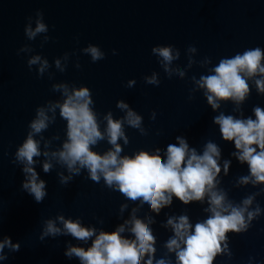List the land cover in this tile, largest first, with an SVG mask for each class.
<instances>
[{"label": "water", "instance_id": "95a60500", "mask_svg": "<svg viewBox=\"0 0 264 264\" xmlns=\"http://www.w3.org/2000/svg\"><path fill=\"white\" fill-rule=\"evenodd\" d=\"M37 10L43 11L49 25L48 35L52 39L47 43H43L42 35L34 41L25 35L27 18L35 17ZM89 43L101 47L106 58L93 63L90 56L79 51ZM168 44L181 50V57L173 67L182 68L187 64L185 50L190 44L198 49L197 61L207 56L213 65L221 57H230L245 48H264V0H0V240L10 237L13 244H20L18 252H9L5 247L8 259L0 264H80L78 259L65 256L67 245L87 248L91 241L84 244L63 235L40 239L43 221L58 214L66 219L80 218L86 227L114 231L130 218L133 208H138V218L155 219L150 228L156 237L158 259L166 252L164 243L173 235L171 228L162 226L169 215L187 214L193 224L209 215L203 211L208 206L206 200L185 205L175 197L170 206L157 214L147 204L141 206L139 201L126 200L118 191L107 188L103 180L95 183L86 179L87 172L62 185L58 173H68L55 161L53 170L44 173L43 156L34 158L35 168L40 179L46 181L48 195L42 203H36L22 190L25 176L23 166L14 162L15 152L27 136L36 108L60 98L59 93L51 90L54 83L88 86L100 114L112 111L115 118H120L124 113L116 104L123 99L143 117L148 134L141 135L139 130L126 126L130 142L122 154L159 148L164 155L167 145L177 143L178 136L202 153L204 144L211 140L221 148V172L217 179L229 199L239 202L247 194L264 188V184L236 186L237 177L248 174V167L232 156L236 151L234 142L222 139L213 117L220 112L237 117L240 113L233 112L235 106L231 101H222L221 107L213 110L202 90L191 92L195 87L191 77L207 73L198 64L187 70L184 79L175 75L169 79L151 51L156 45ZM25 45L33 51L18 55ZM113 49L117 55H113ZM65 52L77 55L71 57L66 72L60 73L54 60ZM33 55L48 59L53 65L49 72L55 74L54 80H49V72L39 78L36 66L29 70L27 60ZM77 56L79 69L75 67ZM153 72L161 81L159 86L146 84L143 79ZM129 80L136 81L134 87H126ZM190 95L195 98L190 100ZM256 105L264 108V96L253 85L242 105L244 117L255 119L252 109ZM153 111L155 120L150 119ZM65 129L66 122L58 110L56 123L43 134L46 139L60 135V141H53V150L65 138ZM120 143L123 145L122 140ZM108 147L101 142L95 150L103 152ZM224 160L231 161L227 175L223 171ZM256 202L264 208V193L256 197ZM123 204L128 207L121 214ZM57 226L62 227L59 222ZM124 235L130 236L127 232ZM227 235L233 256L229 259L217 254L213 264H249L250 257L255 258L252 264H264V214L253 221L247 233ZM168 255L175 260L174 253Z\"/></svg>", "mask_w": 264, "mask_h": 264}, {"label": "clouds", "instance_id": "9594fccd", "mask_svg": "<svg viewBox=\"0 0 264 264\" xmlns=\"http://www.w3.org/2000/svg\"><path fill=\"white\" fill-rule=\"evenodd\" d=\"M27 19L25 35L28 40L34 41L40 35L43 36V43L52 39L48 35L49 25L44 20L42 10H37L35 17L29 16ZM31 51L33 49L25 45L17 54ZM79 51L90 56L93 63L106 58V53L95 44L89 43ZM151 51L169 79L173 75L184 79L187 70L197 64L206 68V74H201L199 78L191 77L195 86L191 92L202 90L213 110L219 109L222 101H231L235 106L233 112L240 113L237 117L220 112L213 117V123L219 125L222 139L234 142L236 151L232 156L248 167V174L237 177L236 186L252 184L256 187L264 184V108L259 105L253 107L255 119L252 116L244 117L242 109L253 85L257 93L264 96V48H245L230 57H221L213 65L211 57L197 61L195 54L198 49L190 44L185 50L187 64L183 68L173 67V63L181 57V50L175 45H156ZM117 54L113 49V55ZM73 55L77 53L65 52L63 56L55 58V69L60 73L66 72ZM27 64L29 70L36 66L39 78H43L53 66L41 55L31 56ZM75 67L81 68L78 56ZM48 78L54 80L55 74L49 72ZM143 79L149 85L159 86L161 83L155 72ZM135 84V80H129L126 87L132 88ZM51 90L59 93L60 98L50 99L36 108V115L28 125L27 136L15 152L14 162L23 166L25 176L22 190L32 196L36 203H42L48 195L46 181L40 179L35 168L37 160L34 158L43 156L44 173L53 170V161L68 173H58L62 185L87 172L86 179L95 183L103 180L107 188L118 191L126 200L133 203L139 201L141 206L147 204L157 214L170 206L175 197L185 205L194 201L204 203L206 200L208 206L203 211L209 215L195 224L190 222L187 214L169 215L162 226L171 228L173 235L164 243L166 252L159 259L155 256L156 237L150 228L155 219L151 216L138 218V208H133L130 218L114 231L86 227L80 218L66 219L63 214H58L54 219L43 221L41 240L63 235L84 244L91 241V246L87 248L71 243L67 245L65 256L78 259L80 264H213L217 254L232 258L227 233H247L253 221L264 214V208L256 202V197L264 193V188L247 194L239 202L229 199L228 192L219 187L220 180L217 179L221 172V148L216 143L208 140L202 153H198L185 138L178 136L177 143L167 145L164 155H161L159 148L122 154L124 146L130 142L126 126L139 130L141 135L148 134L143 127V117L137 111L121 99L116 107L124 113L123 116L115 118L112 111L100 114L95 109L92 90L83 84L77 86L59 82L52 84ZM194 98V95L189 96L190 100ZM58 110L60 118L66 122L65 138L53 150V141H60V135L57 133L46 139L43 134L56 123ZM155 116L153 111L150 119L155 120ZM101 142L109 145L103 152L95 150ZM230 165V160L223 161L225 175ZM127 207V204L121 205V214ZM57 222L62 227H58ZM99 222L103 224V220ZM126 232L130 236L124 235ZM5 247L9 252L20 250L19 243L13 244L10 237H4L0 240V261L8 259L4 253ZM169 253L175 254V260ZM254 259L250 257L249 264Z\"/></svg>", "mask_w": 264, "mask_h": 264}]
</instances>
